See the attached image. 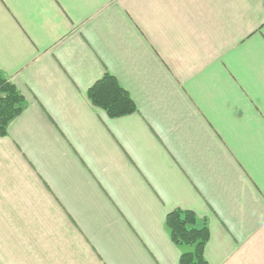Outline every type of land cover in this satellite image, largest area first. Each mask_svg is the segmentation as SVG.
Masks as SVG:
<instances>
[{"label": "crops", "instance_id": "obj_1", "mask_svg": "<svg viewBox=\"0 0 264 264\" xmlns=\"http://www.w3.org/2000/svg\"><path fill=\"white\" fill-rule=\"evenodd\" d=\"M106 73L137 112L88 99ZM0 264H264V0H0Z\"/></svg>", "mask_w": 264, "mask_h": 264}, {"label": "trees", "instance_id": "obj_2", "mask_svg": "<svg viewBox=\"0 0 264 264\" xmlns=\"http://www.w3.org/2000/svg\"><path fill=\"white\" fill-rule=\"evenodd\" d=\"M87 97L112 119L137 112L130 94L109 73L88 90ZM24 100L14 84L0 81V136L7 134L10 122L21 114ZM197 225V216L192 211L176 210L167 215L166 226L174 244L192 248L191 252L182 254L180 264H209L204 257V250L210 239V231L206 225L201 228Z\"/></svg>", "mask_w": 264, "mask_h": 264}]
</instances>
